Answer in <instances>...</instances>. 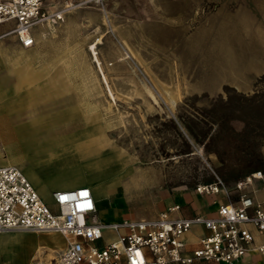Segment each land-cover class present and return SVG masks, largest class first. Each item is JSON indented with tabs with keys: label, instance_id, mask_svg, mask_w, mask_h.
<instances>
[{
	"label": "rangeland",
	"instance_id": "374dc122",
	"mask_svg": "<svg viewBox=\"0 0 264 264\" xmlns=\"http://www.w3.org/2000/svg\"><path fill=\"white\" fill-rule=\"evenodd\" d=\"M78 1L46 0V18L33 27L35 44L62 51L55 57L69 62L100 67L101 94L81 108L101 116L102 133L118 147L120 176L138 175L136 208L148 203L154 177L194 187L207 177L226 184L245 169L261 168L264 0ZM65 7L61 18L48 15ZM213 103L217 115L242 118H214L208 112ZM8 144L5 159L26 163L33 151L28 139L17 136ZM52 167L34 185L53 206Z\"/></svg>",
	"mask_w": 264,
	"mask_h": 264
},
{
	"label": "crops",
	"instance_id": "0c3cea01",
	"mask_svg": "<svg viewBox=\"0 0 264 264\" xmlns=\"http://www.w3.org/2000/svg\"><path fill=\"white\" fill-rule=\"evenodd\" d=\"M3 25L8 27L3 28ZM9 27L10 23L0 24V34ZM33 34L36 43L34 29ZM4 36L0 35V38ZM46 36L47 30L38 35L39 38ZM35 43L22 46L14 34L0 40V157L4 163L21 167L37 187L39 175L47 174L45 168L53 165L47 169L53 173L49 183L51 194L56 189L90 186L98 217L105 222L154 217L174 204L180 205L178 210L171 211L174 216L213 214L220 203L237 201L241 192L264 201V177L254 179L242 189L235 186L245 174L257 170L250 167L241 174L230 176L225 184L226 190L209 194L197 192L195 186L166 184L165 177H154L149 181L148 197L144 199L148 203L142 209L136 208L140 203L134 192L140 185L138 175L125 173V177L120 176L123 175V164L118 158V147L102 133L101 116L81 108V102L95 100L96 92L101 94L100 67L94 62L76 63L62 56L55 57L62 51ZM91 47L93 59L99 62L94 43ZM17 136L28 139L33 147L26 163L21 159L19 163L9 161L2 152L3 146L8 148V143ZM42 157L46 159L44 164L37 162ZM262 167L264 163L258 169ZM215 180V177H207L195 185ZM98 187H102L104 194L95 192ZM206 232L202 225H195L186 237L195 244L197 238ZM116 238L117 232L105 230L99 242ZM256 239L264 240V235ZM65 245V237L57 232H0V264H53ZM191 264L225 263L196 260ZM231 264H264V256L251 252Z\"/></svg>",
	"mask_w": 264,
	"mask_h": 264
},
{
	"label": "built area",
	"instance_id": "2783aa9c",
	"mask_svg": "<svg viewBox=\"0 0 264 264\" xmlns=\"http://www.w3.org/2000/svg\"><path fill=\"white\" fill-rule=\"evenodd\" d=\"M99 0H79L78 5ZM46 0H0V24L10 23L1 33L14 34L22 46L35 43L33 27L46 18ZM65 8L48 15L61 18ZM257 169L235 183L244 188L263 178ZM226 190L219 177L198 183L199 193ZM53 206L40 196L23 170L13 163H0V232L13 230L52 231L63 235L66 245L53 264H191L196 260L231 264L251 252L264 256V201L241 192L237 201L220 203L213 214L174 216V204L154 217L125 218L105 222L98 217L92 188L79 185L52 191ZM195 225L207 229L191 244L186 234ZM105 230L117 238L100 243Z\"/></svg>",
	"mask_w": 264,
	"mask_h": 264
},
{
	"label": "trees",
	"instance_id": "16d2710c",
	"mask_svg": "<svg viewBox=\"0 0 264 264\" xmlns=\"http://www.w3.org/2000/svg\"><path fill=\"white\" fill-rule=\"evenodd\" d=\"M227 99L230 100V95H228V98ZM214 105H215V103H213V105L210 108H208L209 115L213 116L216 119L222 120V122H225V121L230 120V119H233V118H242L241 115H236V114H233V113L232 114H228L226 116L217 115L214 112V108H215ZM243 119H245V118H243ZM262 169H264V168L262 167Z\"/></svg>",
	"mask_w": 264,
	"mask_h": 264
}]
</instances>
